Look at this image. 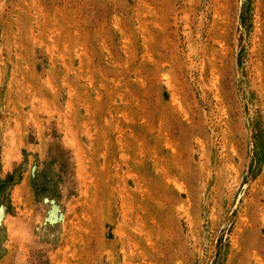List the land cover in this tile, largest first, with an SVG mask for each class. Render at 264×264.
<instances>
[{"label": "rangeland", "instance_id": "1", "mask_svg": "<svg viewBox=\"0 0 264 264\" xmlns=\"http://www.w3.org/2000/svg\"><path fill=\"white\" fill-rule=\"evenodd\" d=\"M0 264H264V0H0Z\"/></svg>", "mask_w": 264, "mask_h": 264}]
</instances>
